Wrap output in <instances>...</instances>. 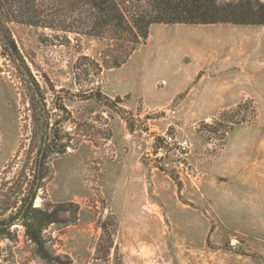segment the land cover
Wrapping results in <instances>:
<instances>
[{
    "label": "rangeland",
    "instance_id": "374dc122",
    "mask_svg": "<svg viewBox=\"0 0 264 264\" xmlns=\"http://www.w3.org/2000/svg\"><path fill=\"white\" fill-rule=\"evenodd\" d=\"M70 15L7 26L53 137L33 205L75 217L43 229L49 262L12 225L0 264H264V25L153 23L135 43ZM35 129L0 45V194L32 177Z\"/></svg>",
    "mask_w": 264,
    "mask_h": 264
},
{
    "label": "trees",
    "instance_id": "16d2710c",
    "mask_svg": "<svg viewBox=\"0 0 264 264\" xmlns=\"http://www.w3.org/2000/svg\"><path fill=\"white\" fill-rule=\"evenodd\" d=\"M71 14L85 15L86 25L99 33L103 28L122 29L135 43L144 41L153 23L211 24L232 23L238 25H264V2L262 0H0V45L7 50L10 59L33 96L36 117V155L32 177L25 169L19 172L15 191L0 194V235L8 234L12 225L19 223L25 228V235L36 246V252L47 262L51 255L45 247L42 231L51 223L67 224L74 220L76 206L58 203L52 208L33 205L36 191L46 176L45 163L51 153L49 117L27 65L19 55L7 24L19 22L31 26H47L52 23L47 17L59 19ZM53 16V17H52ZM135 50L133 46L125 52L123 59L115 61L111 67H118ZM30 175V173H29ZM6 184V183H5ZM72 207V218L61 214ZM74 216V217H73Z\"/></svg>",
    "mask_w": 264,
    "mask_h": 264
},
{
    "label": "built area",
    "instance_id": "2783aa9c",
    "mask_svg": "<svg viewBox=\"0 0 264 264\" xmlns=\"http://www.w3.org/2000/svg\"><path fill=\"white\" fill-rule=\"evenodd\" d=\"M173 141V139L170 138ZM176 144L180 149H184L186 147L187 141L186 140H177Z\"/></svg>",
    "mask_w": 264,
    "mask_h": 264
}]
</instances>
